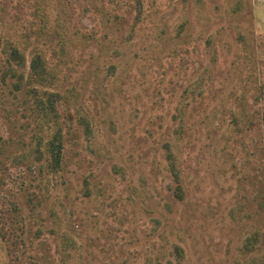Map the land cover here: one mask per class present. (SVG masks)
<instances>
[{"label": "rangeland", "instance_id": "374dc122", "mask_svg": "<svg viewBox=\"0 0 264 264\" xmlns=\"http://www.w3.org/2000/svg\"><path fill=\"white\" fill-rule=\"evenodd\" d=\"M0 196V264H264V0H0Z\"/></svg>", "mask_w": 264, "mask_h": 264}, {"label": "trees", "instance_id": "16d2710c", "mask_svg": "<svg viewBox=\"0 0 264 264\" xmlns=\"http://www.w3.org/2000/svg\"><path fill=\"white\" fill-rule=\"evenodd\" d=\"M44 59V55L43 53L38 54L32 61L31 63V67H33V70H35V72H37V74H40L43 70H44V62H42ZM15 86L17 88H19L20 86V82H18L17 84H15ZM60 98V94L59 93H55V92H49L47 94V103L55 109L56 106V102L59 100ZM39 146L37 147V149L43 153L41 151V147H40V141L38 142ZM40 147V148H39ZM64 150H65V143H64V131L62 129V127H57V129H55L54 133L52 134V137L47 141L46 143V151H47V163H46V172L49 171L50 173L52 172H58L62 169L63 167V157H64ZM167 159L168 161L171 162V152H167ZM172 164V163H171ZM172 167V166H171ZM174 168V167H173ZM173 170V174L175 177L178 176L177 174V170ZM40 171H42V169L40 168ZM3 197L7 202H8V208L11 209V205L12 208L15 207L14 203L8 199H6L5 196H0V198ZM3 208H4V204H2ZM8 210L2 209V207H0V236L6 240V238L8 237L9 231H7V229L5 228V218L7 217ZM252 242V241H251Z\"/></svg>", "mask_w": 264, "mask_h": 264}]
</instances>
